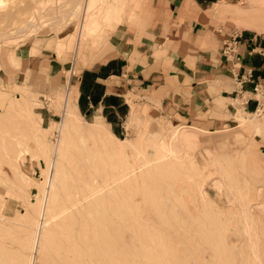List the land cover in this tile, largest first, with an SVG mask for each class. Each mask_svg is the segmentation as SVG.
<instances>
[{
    "label": "rangeland",
    "instance_id": "1",
    "mask_svg": "<svg viewBox=\"0 0 264 264\" xmlns=\"http://www.w3.org/2000/svg\"><path fill=\"white\" fill-rule=\"evenodd\" d=\"M114 1L0 0V264H264V115L173 120L187 129L178 136L167 131L172 120L146 111L122 128L77 112L81 129L101 135L70 130L57 198L38 211L48 204L69 69L113 25ZM216 4L218 23L235 30L249 23L231 13L259 12L264 35V0Z\"/></svg>",
    "mask_w": 264,
    "mask_h": 264
},
{
    "label": "crops",
    "instance_id": "2",
    "mask_svg": "<svg viewBox=\"0 0 264 264\" xmlns=\"http://www.w3.org/2000/svg\"><path fill=\"white\" fill-rule=\"evenodd\" d=\"M217 1L115 0L113 25L103 26L97 48L80 51L77 69H69L76 111L120 128L133 111H146L154 120H172L167 131L178 136L187 129L176 124L191 127L181 122L203 116L199 122L223 125L238 111L252 113L254 102L241 98L238 80L247 69L252 78L264 77V35L220 25L218 14L225 13L213 6ZM233 33L237 59H227L223 41ZM49 55L51 64L60 62Z\"/></svg>",
    "mask_w": 264,
    "mask_h": 264
},
{
    "label": "bare ground",
    "instance_id": "3",
    "mask_svg": "<svg viewBox=\"0 0 264 264\" xmlns=\"http://www.w3.org/2000/svg\"><path fill=\"white\" fill-rule=\"evenodd\" d=\"M112 4L108 5V6H111ZM111 12V8L109 7L108 8V12ZM107 12V13H108ZM254 11H251V14L249 15H241V14H237V13H231V17L232 18H236L237 21H241L243 22L244 24H247L249 23V25H246L245 27H248V29L250 30H254V31H258L260 32V30L258 28H256V24L254 23V21H257V22H261V18L259 17V12L256 10V12L258 13H253ZM105 18V17H104ZM88 20V19H87ZM256 22V23H257ZM83 30V29H82ZM80 31V30H79ZM84 31V30H83ZM93 31L92 29V24H90V26H88L87 30H86V35H89L91 32ZM83 35V34H81ZM78 44V43H77ZM69 81V80H68ZM77 98V96H76ZM74 99H75V92L74 91H69L66 95H65V100H64V114H63V120L61 123H57V125H55V130L57 131L58 133V142H57V145H56V148H55V153H56V156L57 158L52 162L51 164V174L53 173V178H52V183H51V186H50V193H49V199H48V204H47V208H42V204L41 202H39V205H38V211L40 212V214L43 212V211H51L49 210V205L52 204L57 196L55 195V191H56V186H57V183H56V176L59 174L57 172V168H58V164H59V156L61 154V149H62V143L64 142V140L66 139V136L69 134L70 130H79L81 131L82 133L84 134H87V135H92V136H100L101 135V130L100 129H96L94 131H87V130H83L81 129L79 126H78V123L76 121V116H77V111L75 109V105H74ZM76 101V100H75ZM253 114V113H252ZM254 115H257V114H254ZM259 115H264L263 113L262 114H259ZM95 125H100V123H94ZM71 130V131H72ZM78 131V132H79ZM73 132V131H72ZM77 132V131H76ZM80 134V132H79ZM123 142V141H121ZM55 147V146H54ZM108 147V145H107ZM113 148V147H112ZM115 148V147H114ZM113 148V149H114ZM47 168V167H46ZM45 172V171H44ZM46 181H47V178H46ZM49 192V191H48ZM46 193V188L43 189L42 191V194H45ZM44 197V196H43ZM47 200V199H46ZM242 208V204H239ZM46 209V210H45ZM243 210V208H242ZM38 212V213H39ZM35 223V222H34ZM241 223H242V226H243V231L247 237V241L250 245V249L253 253V260L256 262L257 260H259V257H258V253H257V249H256V245H255V241H254V237L252 236V234H250V231L248 229V219H247V215L243 212V214L241 215ZM38 225V224H37ZM37 227V226H36ZM86 240V239H85ZM70 244V243H69ZM34 249V248H33ZM35 250V249H34Z\"/></svg>",
    "mask_w": 264,
    "mask_h": 264
},
{
    "label": "built area",
    "instance_id": "4",
    "mask_svg": "<svg viewBox=\"0 0 264 264\" xmlns=\"http://www.w3.org/2000/svg\"><path fill=\"white\" fill-rule=\"evenodd\" d=\"M236 38L237 33H233L232 35H228L227 38L223 41V48L222 53L225 58L237 59L235 46H236ZM243 83H250V89L245 90L242 88L241 84ZM239 86V93L241 96V92L244 93L241 98L244 100V102L248 100H252L254 102V107L252 110L253 114H264V77L263 78H252L251 72L249 69L244 71L239 77L238 80Z\"/></svg>",
    "mask_w": 264,
    "mask_h": 264
}]
</instances>
